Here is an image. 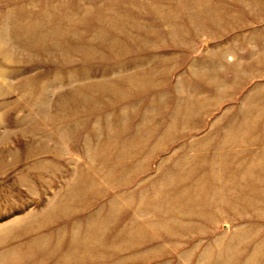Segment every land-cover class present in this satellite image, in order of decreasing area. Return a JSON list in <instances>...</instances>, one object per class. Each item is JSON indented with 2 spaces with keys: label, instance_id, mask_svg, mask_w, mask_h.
Here are the masks:
<instances>
[{
  "label": "rangeland",
  "instance_id": "obj_1",
  "mask_svg": "<svg viewBox=\"0 0 264 264\" xmlns=\"http://www.w3.org/2000/svg\"><path fill=\"white\" fill-rule=\"evenodd\" d=\"M0 264H264V0H0Z\"/></svg>",
  "mask_w": 264,
  "mask_h": 264
}]
</instances>
